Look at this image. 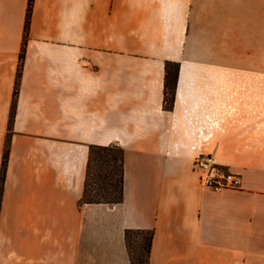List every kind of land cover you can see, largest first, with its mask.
<instances>
[{
    "label": "crops",
    "instance_id": "obj_1",
    "mask_svg": "<svg viewBox=\"0 0 264 264\" xmlns=\"http://www.w3.org/2000/svg\"><path fill=\"white\" fill-rule=\"evenodd\" d=\"M109 143L121 199L84 201ZM1 177L0 264H264V0H0Z\"/></svg>",
    "mask_w": 264,
    "mask_h": 264
},
{
    "label": "trees",
    "instance_id": "obj_2",
    "mask_svg": "<svg viewBox=\"0 0 264 264\" xmlns=\"http://www.w3.org/2000/svg\"><path fill=\"white\" fill-rule=\"evenodd\" d=\"M29 3H31V0H29ZM28 17H29V8H28L25 27H27ZM21 60H22V53L20 55V62ZM175 75H176L175 70L171 72V70H169L168 68V75H166V81H165L166 101L170 97H172L169 96L168 94L169 93L171 94L172 92ZM114 148H117V151L115 153H114ZM94 157L96 159L97 176L105 178L109 174L110 181H109L108 193L102 190L103 195L101 197H98L96 199H88L86 197V193H87V187L89 182L88 180L90 178L91 167ZM6 160H7V149L4 151L2 158V170L4 169ZM122 165H123V154H122V148L119 145L115 143H109L106 145H94V144L90 145L88 161H87V174L84 182V191L82 194V199H84V201L108 202V203L120 201L122 196ZM103 168H105V171H103ZM1 181H2V177L0 178V189H1ZM100 187L103 188L104 187L103 184H101ZM105 197H107L108 199H103ZM140 246L141 249L144 251L145 257L140 258L139 263L134 262V264H148L147 255L149 248V240H147L146 238L145 241L141 243Z\"/></svg>",
    "mask_w": 264,
    "mask_h": 264
},
{
    "label": "built area",
    "instance_id": "obj_3",
    "mask_svg": "<svg viewBox=\"0 0 264 264\" xmlns=\"http://www.w3.org/2000/svg\"><path fill=\"white\" fill-rule=\"evenodd\" d=\"M192 166L198 172L199 182L206 187L236 188L241 184L240 176L237 173L224 169L208 156H197L193 160Z\"/></svg>",
    "mask_w": 264,
    "mask_h": 264
},
{
    "label": "rangeland",
    "instance_id": "obj_4",
    "mask_svg": "<svg viewBox=\"0 0 264 264\" xmlns=\"http://www.w3.org/2000/svg\"><path fill=\"white\" fill-rule=\"evenodd\" d=\"M116 151H117V148H114V153ZM93 159L94 160L92 162L91 173H90V178L88 180L89 182H88L87 193H86V197L88 199H96L98 197H101L103 195V191L108 193V187H109V181H110L109 174L105 178L97 176L96 159L95 157ZM103 171H105V168H103ZM101 184H103L104 186L103 188L100 187ZM103 199H108V198L105 197ZM130 240H131L132 246L133 244L137 245L136 243L138 242V239L135 233L134 235H132V239Z\"/></svg>",
    "mask_w": 264,
    "mask_h": 264
}]
</instances>
